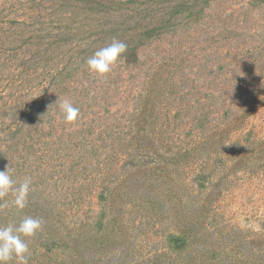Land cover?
Returning a JSON list of instances; mask_svg holds the SVG:
<instances>
[{"label": "rangeland", "instance_id": "374dc122", "mask_svg": "<svg viewBox=\"0 0 264 264\" xmlns=\"http://www.w3.org/2000/svg\"><path fill=\"white\" fill-rule=\"evenodd\" d=\"M6 166L28 264H264V0H0Z\"/></svg>", "mask_w": 264, "mask_h": 264}, {"label": "clouds", "instance_id": "9594fccd", "mask_svg": "<svg viewBox=\"0 0 264 264\" xmlns=\"http://www.w3.org/2000/svg\"><path fill=\"white\" fill-rule=\"evenodd\" d=\"M126 50L127 45L124 42L113 39L109 45L96 50L86 60L89 72L98 76L108 74ZM59 107L66 123L77 120L80 109L69 100L60 101ZM31 184L30 177H25L23 182L17 184L13 178L12 170L6 166L4 170L0 171V200H3V203H0V208L9 206V202L4 198L11 194V206L17 211L23 210L28 203ZM42 223L41 219L24 216L19 223L0 226V264H9L14 258L18 264H28L29 248L26 238L34 236L41 229Z\"/></svg>", "mask_w": 264, "mask_h": 264}]
</instances>
